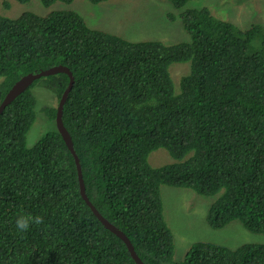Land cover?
I'll use <instances>...</instances> for the list:
<instances>
[{
	"label": "trees",
	"instance_id": "obj_1",
	"mask_svg": "<svg viewBox=\"0 0 264 264\" xmlns=\"http://www.w3.org/2000/svg\"><path fill=\"white\" fill-rule=\"evenodd\" d=\"M38 1L51 7L58 0ZM170 1L181 8L188 0ZM1 13L0 102L26 74L70 69L75 82L63 120L73 140L86 138L75 146L86 196L146 264H264L262 250L207 240L174 258L161 193L167 185L217 195L212 228L264 232V26L186 8L179 15L189 41L167 44L93 29L73 9ZM174 62H190L179 89L169 71ZM68 81L64 72L41 76L0 113V264H137L83 198L60 135L47 130L27 143L37 115L33 87L61 95ZM46 112L54 124L56 107ZM159 148L177 161L152 166ZM20 214L44 223L20 232Z\"/></svg>",
	"mask_w": 264,
	"mask_h": 264
},
{
	"label": "rangeland",
	"instance_id": "obj_2",
	"mask_svg": "<svg viewBox=\"0 0 264 264\" xmlns=\"http://www.w3.org/2000/svg\"><path fill=\"white\" fill-rule=\"evenodd\" d=\"M0 0V11L6 16H15L24 10L45 14L50 9L70 8L78 11L93 29L103 30L129 41L159 40L167 44L189 41L190 35L184 29L180 12L186 8L207 7L218 18L230 20L245 28L259 23L264 26V0H188L181 7H176L170 0H105L91 2L74 0L70 4L57 1L52 7L42 5L38 0L26 3ZM169 71L175 85L184 75L190 73V62H174ZM0 80L3 77L0 76ZM36 95L37 117L27 134V143L32 145L51 128L47 123L37 122L40 110L46 114V103L57 104V97L46 88L37 84L32 89ZM154 167L176 162L164 148L153 151L149 156ZM164 216L175 236L176 250L174 258L184 256L189 246L198 241L226 243L235 248L245 242H264V233L257 234L242 228L235 232L227 227L214 229L207 221L208 210L215 196L200 195L192 189L183 187L161 186ZM177 260V259H175Z\"/></svg>",
	"mask_w": 264,
	"mask_h": 264
},
{
	"label": "water",
	"instance_id": "obj_3",
	"mask_svg": "<svg viewBox=\"0 0 264 264\" xmlns=\"http://www.w3.org/2000/svg\"><path fill=\"white\" fill-rule=\"evenodd\" d=\"M57 72H66L70 76V83L68 85L69 87L65 91L63 97L61 98L60 106L58 107V110H57V127L60 130V132L62 133V135L66 138L67 131L64 128V126L62 124V121H61L62 104H63V102H64V100L66 98V95H67L70 87L73 84L74 77L72 75V72L67 67H64L62 65L54 66V67H51V68L46 69V70H42V71L37 72V73H29V74H26L23 77H21L19 80H17L13 84V86L9 89V91L6 93V95L4 96L3 100L0 102V113L3 111V109L5 108L6 105H8L18 94H20L35 79H38L41 76H47V75H51V74H54V73H57ZM67 143L70 146V142L67 141ZM75 160H76V164H77V174H78L80 191H81L82 196L84 197V199L88 203V205L91 207L92 211L95 213V215L98 217V219L102 222V224L106 228H108L111 232L116 234L120 239H122L124 241V243L126 244L128 250L131 253V256L134 258V260L137 262V264H146L139 257L137 252L135 251V248H134L132 242L130 241V239L128 238V236L121 229H119L116 225H114L108 219H106L91 204V202L89 201V199L87 198L86 193H85L84 178H83V174H82V171H81L79 159L76 156H75Z\"/></svg>",
	"mask_w": 264,
	"mask_h": 264
},
{
	"label": "clouds",
	"instance_id": "obj_4",
	"mask_svg": "<svg viewBox=\"0 0 264 264\" xmlns=\"http://www.w3.org/2000/svg\"><path fill=\"white\" fill-rule=\"evenodd\" d=\"M58 1H60V0H58ZM74 1V0H73ZM72 1V2H73ZM89 1H91V0H89ZM103 1H105V0H103ZM57 2V1H56ZM55 2V3H56ZM63 2V1H62ZM71 2V3H72ZM91 2H93V1H91ZM99 2H101V1H99ZM172 2V1H171ZM54 3V4H55ZM64 3H66V2H64ZM96 3V2H95ZM173 3V2H172ZM53 4V5H54ZM66 4H68V3H66ZM53 5H51V7L53 6ZM64 9H70V8H64ZM52 10H54L53 8H52ZM60 10V9H59ZM74 10V9H73ZM36 13V12H35ZM79 13V12H78ZM2 14V13H1ZM3 15V14H2ZM4 16H6V15H4ZM83 16V15H82ZM6 17H9V16H6ZM60 65H62V64H60ZM55 66H58V65H55ZM62 66H64V67H67V66H65V65H62ZM52 67H54V66H52ZM51 68V67H50ZM68 68V67H67ZM49 69V68H48ZM69 69V68H68ZM46 70V69H45ZM70 70V69H69ZM37 73V72H36ZM57 73H59V72H57ZM64 73H66V72H64ZM55 74V73H54ZM68 74V73H67ZM72 75H73V73H72ZM69 76V75H68ZM73 77H74V75H73ZM39 79V78H38ZM34 81H36V79L34 80ZM33 81V82H34ZM32 82V83H33ZM74 82H75V78H74V80H73V84H72V86L70 87V89H69V91H68V93H67V95H66V98H65V100H64V102H63V104H62V113H61V121H62V124H63V126H64V128L66 129V131H67V135H66V138L62 135V133L60 132V130L58 129V127H57V110H58V107L60 106V101H61V98L63 97V95H64V93H65V91L67 90V88L69 87L68 85H69V83H70V76H69V81H68V84H67V86L64 88V90H63V92L61 93V95H58L56 92H52L51 90H49L48 88H46V87H44V86H42V85H40V86H42V87H44V88H46L47 90H49L50 91V94H54L56 97H57V104L56 105H53V104H51V103H46V105L45 106H43V110L45 111V114H47V112H46V110H47V107L48 106H53V107H56V113H55V117H54V124H53V122H51V121H49L48 120V118H47V115H46V122H45V120H44V115H43V113H42V111L40 110V112L38 113V118H37V122L38 123H40L41 125L42 124H44V123H47V125L48 126H50L51 125V128H49L48 130H54V131H56L59 135H60V137H61V139H62V141H63V143L65 144V146L68 148V150H70V152L72 153V155H73V158H74V161H75V164H76V160H75V156L79 159V157H78V155H77V151H76V148H75V146L76 145H82V144H84V142H85V139L86 138H81V139H79V140H73V138H72V135L70 134V132H69V130L67 129V127L65 126V124H64V120H63V111H64V105L66 104V101H67V99L69 98V94L71 93V91H72V89H73V86H74ZM31 83V84H32ZM30 84V85H31ZM39 84V83H38ZM36 86V85H35ZM28 87V86H27ZM25 90V89H24ZM23 90V91H24ZM33 94H34V91H33ZM34 96H35V99H36V95L34 94ZM3 100V99H2ZM1 100V101H2ZM37 99H36V105H37ZM36 117H37V115H36ZM35 122V121H34ZM89 140H90V138H89ZM56 141V140H55ZM67 141H69L70 142V146L68 145V143H67ZM160 149V148H159ZM155 151V150H154ZM153 152V151H152ZM151 152V153H152ZM79 163H80V159H79ZM165 165H167V164H165ZM80 167H81V163H80ZM76 168H77V164H76ZM81 171H82V168H81ZM78 175V174H77ZM84 185H85V182H84ZM80 188V187H79ZM183 188H185V187H183ZM85 193H86V188H85ZM201 195V194H200ZM212 196H215V199L212 201V203L216 200V198H217V195H212ZM84 198V197H83ZM86 201V200H85ZM211 203V204H212ZM211 204H210V206H211ZM94 206V205H93ZM96 209V208H95ZM210 209V208H209ZM97 210V209H96ZM208 212H209V210H208ZM207 218H208V215H207ZM44 223V218L42 217V216H39V215H36V216H33V215H31V214H20V215H18L17 216V218H16V220H15V225H16V228H17V230L18 231H20V232H26L28 229H29V227H30V225H32V224H36V225H40V224H43ZM112 223V222H111ZM227 227H229V226H227ZM226 227V228H227ZM120 229V228H119ZM246 229V228H245ZM248 230V229H247ZM249 231V230H248ZM251 232V231H250ZM252 233H254V232H252ZM256 233V232H255ZM261 233H264V232H261ZM261 233H257V234H261ZM122 240V239H121ZM124 242V241H123ZM212 243H214V242H212ZM215 244H219V243H215ZM241 245H243V247H242V249H247V250H262V251H264V242H245V243H243V244H241ZM241 245H239V246H237V247H240ZM237 247H235V248H237ZM230 248H232V247H230ZM235 248H233V249H235ZM130 252V251H129ZM131 254V253H130ZM140 257V256H139ZM134 259V258H133Z\"/></svg>",
	"mask_w": 264,
	"mask_h": 264
}]
</instances>
